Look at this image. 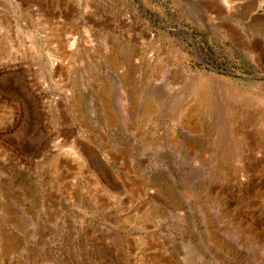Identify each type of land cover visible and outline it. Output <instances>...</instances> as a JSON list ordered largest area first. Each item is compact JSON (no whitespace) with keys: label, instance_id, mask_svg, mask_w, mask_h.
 Returning <instances> with one entry per match:
<instances>
[{"label":"rangeland","instance_id":"1","mask_svg":"<svg viewBox=\"0 0 264 264\" xmlns=\"http://www.w3.org/2000/svg\"><path fill=\"white\" fill-rule=\"evenodd\" d=\"M0 264H264V0H0Z\"/></svg>","mask_w":264,"mask_h":264},{"label":"water","instance_id":"2","mask_svg":"<svg viewBox=\"0 0 264 264\" xmlns=\"http://www.w3.org/2000/svg\"><path fill=\"white\" fill-rule=\"evenodd\" d=\"M165 5L170 9V5H169L168 3H165ZM171 18H172V20H173L178 26H180V25L176 22V20H175L174 16L172 15V13H171ZM182 27H183V26H182ZM183 29H185V30L188 32L187 28L183 27ZM188 33H189V32H188ZM187 39L189 40V42H190V44H191V47H192V49H193V51H194L196 57L198 58V60H199V62H200L201 64H203L204 66H206V67L209 68V69H212V70L220 71V72H221V70L214 69V68L208 66L206 63H204V62L201 60V55H200V52H199V50H198V47H197V45L195 44V42L193 41V39H192V37L190 36V34L188 35ZM226 69H227V72L230 73V74H234V75H237V76H240V77H249L248 75L241 74V73H239V72H237V71H235V70H233V69H231V68H229V67H226Z\"/></svg>","mask_w":264,"mask_h":264}]
</instances>
